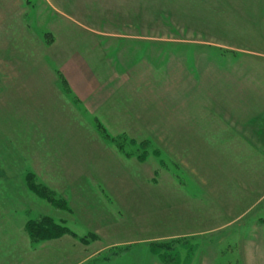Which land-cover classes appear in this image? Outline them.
I'll return each instance as SVG.
<instances>
[{
	"label": "crops",
	"instance_id": "obj_1",
	"mask_svg": "<svg viewBox=\"0 0 264 264\" xmlns=\"http://www.w3.org/2000/svg\"><path fill=\"white\" fill-rule=\"evenodd\" d=\"M95 1L121 3L126 10L121 22L103 17L104 31L83 26L94 36L87 49L104 52L125 45L126 51L133 42L129 35L137 29L129 22V4L146 0ZM50 2L57 13L53 16L30 0H0V133L12 139L11 146L20 152L26 148L32 156L25 161L24 184L28 173L35 174L65 198L69 209L44 206L48 202L32 193L30 205L20 212L16 204L10 210L0 204V264H50L51 256L53 264H100L99 257L110 248L130 245L134 250L126 252L127 258L138 259L146 243L171 239L194 243L191 252H179L181 264H216L211 261L215 246H208L211 254H195L207 242L199 237L235 226L245 210L264 200V103L253 107L242 101L241 108L204 93L189 104L197 101L210 107H173L161 84H154L156 74L146 75L140 61L129 65L120 59L122 68L117 70L106 58L109 69L101 75L78 43L66 41L67 15L54 4L61 1ZM233 2L239 17L256 26L258 4L264 0ZM145 9L138 7V15L144 16ZM42 29L52 37L45 39ZM236 94L232 98L225 92L224 99H235ZM248 95L246 91L238 97ZM61 106L68 109L62 111ZM53 113L64 123L49 124ZM93 118L113 136L140 141L154 136L161 146L173 148V179L157 182L162 187L153 185L156 170L145 169L135 156L102 137ZM60 132L68 140L51 143ZM25 133L27 143L22 145ZM127 159L136 161L141 179L133 185ZM260 213L258 218L264 217V211ZM44 214L75 226L73 235L32 244L26 223ZM251 225L255 228L249 241L242 246L241 240L234 241L240 243L239 255L221 264H264V232ZM241 228L238 225L232 233L239 237ZM89 234L96 238L83 243L80 238ZM254 235L262 238L259 248ZM223 240L230 238L221 235L219 241ZM152 263L163 264L156 255Z\"/></svg>",
	"mask_w": 264,
	"mask_h": 264
},
{
	"label": "rangeland",
	"instance_id": "obj_2",
	"mask_svg": "<svg viewBox=\"0 0 264 264\" xmlns=\"http://www.w3.org/2000/svg\"><path fill=\"white\" fill-rule=\"evenodd\" d=\"M30 1L42 6L44 14L47 13L51 16L57 14L53 11L51 2L47 3V0ZM60 1V4L57 2H54V4L58 5L61 11H64L67 15L65 20L66 33L64 35L66 41L68 44L78 43L83 49L82 53L91 60V63L101 75L109 69L105 64L106 58L110 61L109 63L117 66L115 67L117 70L122 68L120 59L125 60L129 65L141 62L139 66L145 68L144 73L146 75L156 74L154 84H161V90L170 96L168 102L173 104V107L181 108L188 105L210 107L209 104L197 103V101H194L192 105L189 104L190 100H195V98H198L197 96L204 93L205 96L209 94L241 108H244L245 104L251 103L249 106L255 107L259 101L264 103V3L258 4L257 14L259 19L257 18L256 26L252 27L249 19L239 17L240 14L238 15V11H235L238 6L235 5L233 0H146V3L132 2L129 4L131 8L129 22L132 28L137 27V29L129 35L130 39H133V42H129L132 44L129 46L130 48L126 47L127 50L123 51L125 45L116 46L114 43L117 41L115 40L112 45L119 47L118 50L94 52L87 49L89 48L90 39L94 36L84 30L83 26L104 31L107 26L103 17L106 18V15L116 17L121 22L122 14L125 15L124 11L126 9L122 7L121 3H105L95 0ZM38 5H34V7ZM124 6L126 5L124 4ZM138 7L146 8L145 15L142 13L144 16L138 15ZM42 17L44 18V16ZM125 21L126 19H124ZM120 22H115L114 26L121 27ZM80 27L83 29H80ZM41 31H43L45 39L52 37L47 30L42 29ZM138 32L143 34H138ZM246 91L250 93V97L248 95L243 99H239L238 96L243 97ZM225 92L232 98L235 97L237 92H241V94H236L235 99H228L227 97L224 99ZM214 100H209V102H212L211 106H215ZM242 101H246L245 104ZM129 106L133 108L131 103ZM151 106L153 105L150 104L149 107ZM60 109L66 111L68 108L61 106ZM61 113L62 115L66 114V112ZM54 115V113L51 115L49 124L64 123V120H60L57 115ZM93 123L97 124L98 121L93 118ZM53 132L55 131L51 128V134ZM109 135L110 137H116ZM152 137L151 140L144 138L147 139L145 140L147 142L146 146H144L141 144L143 141L126 136L125 150L129 153L128 155L135 156L140 162H143L139 164H143L145 169L152 171L155 169L156 172L153 177L156 183H153V185L162 187V185H165L157 182H167L173 179V167L176 165V160L170 153L173 148L161 146L159 142H156L155 137ZM158 137H160V134H158ZM53 139H51V143H55V141H61L62 143L63 139H67V137L60 132V136ZM10 141L12 142L10 137L2 138L0 133V204H2L3 209L6 206L8 210L14 206L13 204H16L20 212L24 207L30 205L29 196L34 195L33 192L29 191V187L27 188L24 184V178H22L27 168V162L25 161H31L32 156L27 153L26 148L20 152L18 147L11 146L13 144L10 145ZM20 142L22 145H26V133ZM113 143L115 144L114 141ZM117 148L120 150L119 147ZM125 162L128 164V169L130 168L129 181L133 185L134 181L141 180L136 176L139 172L137 165L134 164L136 161L127 159ZM35 181L36 183H42L37 176ZM150 184L148 181L145 182L147 187L152 186ZM86 187H91L90 182ZM50 190L57 197L63 198L54 190ZM42 200L44 203L47 201ZM50 204L48 202L44 206H53ZM260 210L264 211V200L258 206L243 211L241 220L235 226L206 233L199 237L203 241L206 239L207 242L210 239L211 242H208V244L205 242V247L201 246L202 249L199 248V251H196L195 254L213 253L214 258L212 257L211 261L216 264L233 261L239 255L241 249L239 247L240 243L234 241L241 240V246L244 242L249 241L255 228L251 224L257 225L264 232V217L258 218L262 215ZM33 212H35V208ZM44 215L47 216V214ZM44 215L35 216L32 219L39 220ZM48 216L57 222L66 224L70 230L71 228L76 230L75 226L72 227L52 215ZM238 225L242 227L239 237L237 234L232 233L233 230L238 229ZM70 235L73 234L70 233ZM221 235L230 238V240L219 241ZM64 236H68V234ZM254 238L256 239L255 244L259 248L262 245V238L259 239L255 235ZM52 240L56 239L39 242L30 240V242L36 245ZM92 240L93 238L89 237V243ZM165 243L172 247L170 252H173V254L174 252H178V254L180 252L181 254V251L184 253L191 252L194 245L192 241L182 239L146 243L144 248L141 249L142 254L138 259L135 257L127 258L126 252L133 251L134 245L115 246L104 252L97 262L100 264H153L154 255L159 256L158 252L162 253L165 250ZM158 244H161V247ZM208 246H215L211 253ZM50 251L53 252L52 249ZM48 260L50 264H53L52 256ZM160 261L163 264H181V261H177V263H174L173 260L168 263H164L161 259Z\"/></svg>",
	"mask_w": 264,
	"mask_h": 264
},
{
	"label": "trees",
	"instance_id": "obj_3",
	"mask_svg": "<svg viewBox=\"0 0 264 264\" xmlns=\"http://www.w3.org/2000/svg\"><path fill=\"white\" fill-rule=\"evenodd\" d=\"M97 126H98V131L102 135V137L109 139V140L110 139L113 140L116 146L119 147L121 151H123L125 154H129L125 150L126 143H127V140L125 138L126 136L119 135L116 137H110V135L108 134V132L106 131L103 125L97 124ZM131 141H134V140H131ZM146 143L147 142L145 141L141 142V144L144 146H146ZM35 177L36 176L33 173H28L26 176V184L35 195H37L39 198L47 200L54 207L56 206L59 209H69L68 204L65 201V199L61 197H57L53 193V191H51L50 188H48V186L42 183H36ZM25 229H26V233L28 234L32 242L57 239V238H60L70 233L73 234L66 224L57 222L48 215L42 216L41 219L39 220H34V219L28 220L26 223ZM89 237L95 239L96 235L89 234L87 236L81 237L80 240L83 243H89ZM158 245L161 247V244H158ZM157 248L159 247L157 246ZM171 248H172L171 246H168L165 243V250L162 253L158 252L160 259L164 263L171 262L172 260L174 261V263H177V261H180L178 252L176 253L174 252L173 254V252H170Z\"/></svg>",
	"mask_w": 264,
	"mask_h": 264
}]
</instances>
